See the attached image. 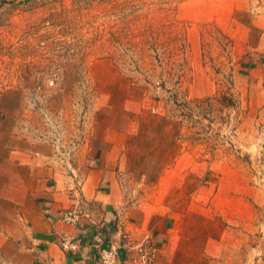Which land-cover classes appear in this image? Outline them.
<instances>
[{
  "label": "rangeland",
  "instance_id": "rangeland-1",
  "mask_svg": "<svg viewBox=\"0 0 264 264\" xmlns=\"http://www.w3.org/2000/svg\"><path fill=\"white\" fill-rule=\"evenodd\" d=\"M197 1L0 0V161L13 148L90 158L125 130L126 199L177 163L184 182L168 199L190 209L192 252L226 232L246 264H264V60H242L232 39L246 11L216 2L208 15L214 2Z\"/></svg>",
  "mask_w": 264,
  "mask_h": 264
},
{
  "label": "crops",
  "instance_id": "crops-1",
  "mask_svg": "<svg viewBox=\"0 0 264 264\" xmlns=\"http://www.w3.org/2000/svg\"><path fill=\"white\" fill-rule=\"evenodd\" d=\"M208 1L214 2L208 15H218L216 2L224 4L225 15L249 14L244 36L228 32L245 47L242 60H264V0ZM184 6L178 8L181 17ZM252 30L258 32L256 42L250 40ZM128 135L109 129L93 157L79 154L73 161L53 152L10 149L0 161V254L9 247L13 252L0 258L10 264H100L99 249L115 246L116 264H138L136 247L148 243L156 249L153 264H246L247 251L236 253L240 243L230 249L227 241L235 236L226 232L203 238L200 251L192 252L190 242L197 238L180 226L190 209L180 213L168 199L184 182L177 163L158 172L153 193L138 200L124 197L119 178ZM66 212L76 214L77 221L64 222ZM62 237L71 248L61 246Z\"/></svg>",
  "mask_w": 264,
  "mask_h": 264
},
{
  "label": "built area",
  "instance_id": "built-area-1",
  "mask_svg": "<svg viewBox=\"0 0 264 264\" xmlns=\"http://www.w3.org/2000/svg\"><path fill=\"white\" fill-rule=\"evenodd\" d=\"M62 220L67 223H75L77 221L76 214L66 212L62 215ZM61 246L63 248H71L67 238L62 237ZM156 249L148 243L139 244L136 247V260L138 264H153L155 260ZM98 260L100 264H116L117 248L115 246L109 248H101L98 251Z\"/></svg>",
  "mask_w": 264,
  "mask_h": 264
},
{
  "label": "trees",
  "instance_id": "trees-1",
  "mask_svg": "<svg viewBox=\"0 0 264 264\" xmlns=\"http://www.w3.org/2000/svg\"><path fill=\"white\" fill-rule=\"evenodd\" d=\"M169 163H165V164H163V166H165V165H168ZM162 168H160L158 171H157V175H158V172L161 170Z\"/></svg>",
  "mask_w": 264,
  "mask_h": 264
}]
</instances>
